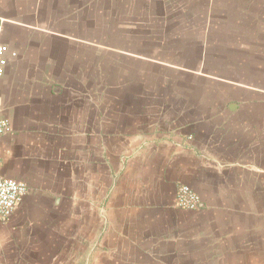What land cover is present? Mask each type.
Listing matches in <instances>:
<instances>
[{
  "label": "crops",
  "instance_id": "0c3cea01",
  "mask_svg": "<svg viewBox=\"0 0 264 264\" xmlns=\"http://www.w3.org/2000/svg\"><path fill=\"white\" fill-rule=\"evenodd\" d=\"M189 3L215 15L214 75L203 49L188 70L207 79L203 95L173 107L166 83L93 86L86 26L119 23L139 0H0V116L13 129L0 176L29 188L0 224V264H43L45 234L68 231L94 235V264H264V67L245 43L264 0ZM179 184L198 212L174 208Z\"/></svg>",
  "mask_w": 264,
  "mask_h": 264
},
{
  "label": "rangeland",
  "instance_id": "374dc122",
  "mask_svg": "<svg viewBox=\"0 0 264 264\" xmlns=\"http://www.w3.org/2000/svg\"><path fill=\"white\" fill-rule=\"evenodd\" d=\"M198 5L200 4L189 3V0H139L137 13L135 11V15H132L124 12V17L118 19L119 23L115 24L116 19L112 18L108 19L111 23L106 25L100 23V18L93 17L92 25L86 26L90 28L92 34L93 86L107 83L109 95L110 93L122 95L123 90L110 89L113 87V82L133 78L134 81L139 82L138 87L140 85L142 87L148 81L166 83L165 90L158 95L172 99V103L175 102L172 104L173 107H179L176 98L179 95L189 100L201 97L202 77L188 70L200 66L201 51L208 49V56L204 59V65L209 70L206 75H214L215 21L213 22V18L215 19V15L212 9ZM245 28L249 33L245 43L248 48H252L246 59L259 60L264 67V25L261 23ZM102 50L108 51L106 56L99 53ZM115 51H126L138 56L139 59L132 61L131 57L117 55ZM182 63L185 67L181 66ZM161 64L179 65L187 72L164 67ZM132 65L135 67H131ZM137 70L139 73H133ZM254 77L258 79V76L254 75ZM260 77L264 81V72ZM209 88L212 89L211 85ZM144 96L150 94L144 93ZM251 108L254 111V106ZM81 234L83 238L77 237L76 241L73 240L74 231L45 234L43 264L97 262L99 260L95 257L97 250L91 249L96 242L94 235L82 232ZM145 264H149L148 260Z\"/></svg>",
  "mask_w": 264,
  "mask_h": 264
},
{
  "label": "built area",
  "instance_id": "2783aa9c",
  "mask_svg": "<svg viewBox=\"0 0 264 264\" xmlns=\"http://www.w3.org/2000/svg\"><path fill=\"white\" fill-rule=\"evenodd\" d=\"M9 60L5 47L0 44V79L5 73ZM12 132L13 129L9 122L0 116V138ZM28 191L26 182L0 176V224L10 219ZM173 206L188 212H198L201 209L202 201L191 187L179 184L175 191Z\"/></svg>",
  "mask_w": 264,
  "mask_h": 264
}]
</instances>
